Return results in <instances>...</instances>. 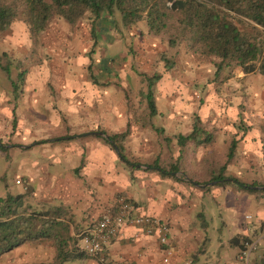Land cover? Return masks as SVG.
Listing matches in <instances>:
<instances>
[{"label": "crops", "instance_id": "1", "mask_svg": "<svg viewBox=\"0 0 264 264\" xmlns=\"http://www.w3.org/2000/svg\"><path fill=\"white\" fill-rule=\"evenodd\" d=\"M112 21L102 15L95 22V43L98 36L107 32H111L109 40H121L130 33L133 46L146 42L144 50L151 55L162 49L144 28L134 35L127 27L123 34ZM67 33L87 45L94 39L89 29L87 36ZM74 41L66 42L68 47L62 46L67 53L61 50L59 55L51 56V64L44 69L47 84L42 79H32V72L37 69L30 73L25 69L28 77L24 76L21 89L24 88L17 101L22 96L26 113L40 117L42 125H38V130L47 137L11 148L28 153L20 177L31 189L29 202L44 208L61 207L71 216L68 235L76 241L78 256L65 263L163 264V250L168 246L172 255L167 264H241L238 249L230 245V240L249 235L255 228L250 224L264 219V214H260L264 201L236 187L264 185L263 78L258 74L244 76L237 69L232 78L216 85L211 81L212 67L194 64L181 48L179 60L169 71L162 72L155 84L152 127H129L125 154L135 162L129 167L101 141L103 138L88 135L99 132L108 137L126 129L120 91L123 83L118 87L112 84L122 72V77L129 76L126 69L119 73L111 63L122 54L94 64L84 51L72 52ZM60 56H64L63 60ZM161 70V65L155 69ZM91 76L110 85L96 86ZM17 101L4 97L0 102L2 125L12 120V111L15 118ZM193 116L205 125L212 141L179 147L176 137L189 134ZM232 143L235 149L228 158ZM153 161L158 167L146 166ZM172 164L178 169L176 172L162 173L159 169ZM217 175L223 178L213 181ZM238 177H247L243 180L248 183ZM118 199L131 204L133 216L162 223L167 245L159 244L161 233L156 228L147 232L144 225H123L116 237L102 247L101 262L87 258L81 250L82 235L106 209H113ZM52 257L49 242L39 240L3 254L0 264H42Z\"/></svg>", "mask_w": 264, "mask_h": 264}, {"label": "trees", "instance_id": "2", "mask_svg": "<svg viewBox=\"0 0 264 264\" xmlns=\"http://www.w3.org/2000/svg\"><path fill=\"white\" fill-rule=\"evenodd\" d=\"M115 13L124 28L140 23L147 36L165 44V50L158 56L162 70L137 74L140 81L137 103H133L130 94L122 90L127 116L125 131L109 135L110 143L101 139L112 151V146H115L118 151L116 157L126 161L129 167L135 163L125 154L124 143L129 127H152L151 120L156 114L155 84L162 72L169 71L175 65L180 48L194 58L211 63V81L216 85L232 78L233 71L237 69L244 76L258 74L264 82V0H0V35L14 21L24 23L28 38L32 40L44 33L53 19L62 20L71 27L84 19L91 38H94L95 22L102 15L113 18ZM12 63L6 53H0L2 72L9 78L10 67L13 66L16 71L15 81L11 82L13 101H16L26 70L19 61ZM91 80L96 86L110 85L99 83L93 76ZM11 124L15 125L13 111ZM156 131L162 133L161 129ZM261 131L264 133V124ZM211 141L212 135L195 116L192 117L189 134L176 137L179 147L186 144L205 145ZM233 149L235 143L228 148V158ZM7 152L0 146V158L5 161L9 160ZM146 166L158 167L156 161ZM159 169L162 173L178 170L173 164ZM224 170L225 166L221 168V171ZM222 178V175H217L212 180ZM0 180L5 183L4 176ZM236 187L264 201V190ZM250 187L264 185L252 183ZM30 195L31 189L28 187L21 194L6 192L0 196V256L23 244L46 240L53 250V257L42 264H63L75 259L78 256L74 247L76 241L68 235L71 216L61 207L33 205L29 202ZM259 233H264V221L259 223L257 230L247 236H235L229 243L240 254ZM250 264H264V247L255 253Z\"/></svg>", "mask_w": 264, "mask_h": 264}, {"label": "rangeland", "instance_id": "3", "mask_svg": "<svg viewBox=\"0 0 264 264\" xmlns=\"http://www.w3.org/2000/svg\"><path fill=\"white\" fill-rule=\"evenodd\" d=\"M112 20L114 25L117 24V28L120 29L121 33L125 34L126 27L124 28L121 25L117 13L114 14ZM88 28V23L84 19L72 27L68 26L62 20L53 19L47 26L44 33L39 34L36 38L31 40L28 38L24 23L21 21H14L10 25L9 29L0 35V53H6L10 60H12V64H14L15 61H19V63L22 65V68L26 69L29 73L32 70L37 69L36 72H32V79L35 80V82H38L39 79H42L44 81V84H47V82H45L47 78L44 69L47 70L48 64H51L50 60L52 55H59V52H61V50L62 52L66 50V48H62V46L68 47V43L65 44L66 42L70 43L75 40V45L71 46L72 52L74 54H80L82 51H84V54H86V56L88 57L90 56V59H92L94 64L96 62L100 64L104 59H115L122 54L120 58H118V60H114V62L111 63H113V66L117 68L119 73H121L122 69H126L129 76H126L125 78L122 77V72L121 78L118 80H114L112 84H115L118 87L119 83L122 82L123 84L120 91L122 92V90H126L130 94L133 103L136 104L137 90L140 88V81L137 74L143 73L142 71H144L143 69L145 68L150 69V71L148 70L149 72L145 73L149 74L161 65L158 63V56L165 50V44L156 39L163 47L157 52L153 51V55H151V53L144 50L146 42H142L143 44L141 45L133 46V37L130 35V33L125 34L121 40L114 38L109 40L107 39V36L111 35V32H107L106 34H101V36H98L97 43H95L94 38L91 42L89 41L88 45L87 42H84L77 38L72 39V35L67 33H85L87 36L89 34ZM142 28H144L142 24L137 23L129 27L127 31L133 33L134 35H138ZM96 35L97 34L95 33V36ZM141 52H143V55H141ZM144 54H147V57H145ZM178 55L179 54H177L176 56L175 62L179 60L181 54L179 56ZM63 58L64 56H60V59L63 60ZM191 58L194 64L205 63L211 66V63L207 60L194 58L192 56ZM40 69H43L44 71H40ZM125 72L126 71L124 70V73ZM15 75L16 71L13 66H11L9 69V78L0 69V102L4 97L10 98L13 101L14 96L11 92L13 89L11 82L15 81ZM26 77H28L27 74L25 78ZM23 88L24 87H22V89ZM22 89L18 88V91L21 92ZM22 99L23 98L21 96L19 101H17L18 99L16 100L18 103H16L15 109V125L12 126L13 124H11V119H8L3 123V125L2 121H0V143L3 144V146H8L6 149L8 150L7 154L9 157L8 161L0 158V179L3 176L5 177V183L0 180V196L4 195L6 192L15 195L20 191L22 192L23 189L25 190L26 188H28V186L23 183V180L20 177V171H23V164L25 160L24 158L28 156V153H25L24 151H21L19 149L11 148L16 145L26 144L33 139L39 140L47 137L44 134H40V130H38V125H42V123H39L40 117H38L37 115L31 116L26 113V104L23 103ZM9 105L11 104L9 103ZM44 129L47 131L49 128ZM29 130L31 131L29 132ZM37 157H39V153L37 154ZM245 178L247 179V177ZM245 178L238 177L239 181L248 183L243 180ZM260 214H264V205H262V207L260 208ZM262 221H264V219ZM262 221H259L257 223L253 221L254 223L250 224L251 227H255L253 230H257V226ZM263 236L264 233H259L258 237L255 240H252L254 249L250 254V260L254 257L255 253L260 252L261 248L264 247V241L262 240ZM65 264L80 263L75 262Z\"/></svg>", "mask_w": 264, "mask_h": 264}, {"label": "built area", "instance_id": "4", "mask_svg": "<svg viewBox=\"0 0 264 264\" xmlns=\"http://www.w3.org/2000/svg\"><path fill=\"white\" fill-rule=\"evenodd\" d=\"M115 207L106 209L100 217L93 222L89 228L84 232L81 238V250L87 258L96 259L101 262V249L111 239L115 238L119 228L123 225L141 226L147 228V232L151 228H156L161 234L159 237V244L167 245L166 228L157 219L145 216H133V207L130 203L123 199L116 200ZM254 249L251 243L246 245L244 250L238 254V259L241 264H250V254ZM163 264H167L168 258L172 255L170 247L164 248ZM115 264H130L126 261H119Z\"/></svg>", "mask_w": 264, "mask_h": 264}, {"label": "water", "instance_id": "5", "mask_svg": "<svg viewBox=\"0 0 264 264\" xmlns=\"http://www.w3.org/2000/svg\"><path fill=\"white\" fill-rule=\"evenodd\" d=\"M88 135H93V136L101 137V138L105 139L107 142L110 143L109 138H108L106 135L102 134V133L96 132V133H90V134H88ZM0 146H1L2 148H5V147H6V146H2V145H0ZM112 148H113L115 154L117 155V154H118V151H117V149L115 148V146H112ZM250 189H253V190H262V189H264V187H251Z\"/></svg>", "mask_w": 264, "mask_h": 264}]
</instances>
